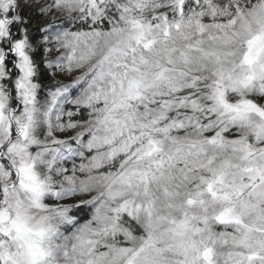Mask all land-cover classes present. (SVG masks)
<instances>
[{
    "label": "snow or ice",
    "instance_id": "snow-or-ice-1",
    "mask_svg": "<svg viewBox=\"0 0 264 264\" xmlns=\"http://www.w3.org/2000/svg\"><path fill=\"white\" fill-rule=\"evenodd\" d=\"M0 264H264V0H0Z\"/></svg>",
    "mask_w": 264,
    "mask_h": 264
}]
</instances>
